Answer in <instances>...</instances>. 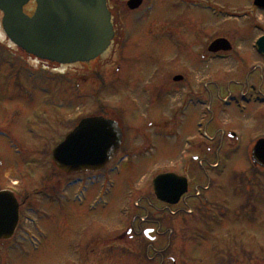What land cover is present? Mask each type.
Instances as JSON below:
<instances>
[{
  "label": "rangeland",
  "instance_id": "rangeland-1",
  "mask_svg": "<svg viewBox=\"0 0 264 264\" xmlns=\"http://www.w3.org/2000/svg\"><path fill=\"white\" fill-rule=\"evenodd\" d=\"M127 1L129 0H110L119 21L122 22L120 25L128 33V40L120 41L118 45L116 40L113 41L108 51L90 62L56 64L49 67L48 71L42 67L37 68L32 62L29 64L30 58L21 55L6 38L2 28L3 15L0 13V133L6 132V136H0L1 177L8 176L13 184L24 179L25 183L19 186L25 189L46 186L50 190L57 185L67 188L68 181L72 178L78 180L80 175L68 178L64 171L54 166V151L61 137L74 130L85 118L93 117L116 121L123 131L122 143L107 165L109 169L83 175L87 179L85 201L88 202L89 210L73 204V210L68 213L72 217V223L68 225L60 209H57L58 206L48 209L47 219L42 217L41 223L48 233V239L44 241L40 252L32 255L35 256V262L37 256L42 261L53 253L68 252L70 243L75 239L95 236L102 239L101 246L97 249L105 251L103 255L108 257L105 259L106 264H162L164 257L161 254L166 250L167 244L154 243L155 246L150 251L149 241L140 230L157 226L161 235L166 228L163 220L165 219L176 234L174 244L165 252L168 259L179 260L182 255L179 237L187 231L195 233L201 223V234L186 235L182 240L184 247L181 264H264V171L255 169L249 156L246 162L240 161L243 154L235 155L234 161H230L225 160L230 158V154L224 151L218 159L209 157V161H205L201 156L197 158V163H194L195 168H200L203 163L209 168L203 169L206 174L199 169L203 173V185L208 181L223 188L228 185L233 174H246L250 178L245 188L238 179L233 183L235 185H229L227 188L233 198L232 203L228 202L229 211L222 217V220L227 221L219 224L204 222L200 207L187 205L182 207V210L187 213L188 206L194 209L196 213L194 212V218L191 219L198 220H188L185 216L188 222L182 226L181 221H168L164 207L157 201L152 179L168 170L181 173L183 162L178 161L175 137L178 134L185 136L184 133L189 132L193 126L191 121L186 124V129L176 128L182 122L181 115L175 111L180 96L169 92V87L165 85L166 78L185 73L178 71L182 63L175 58L178 53L174 52L170 42L172 34L177 33L173 31L169 34L167 26L169 22L177 24L175 19L189 18L179 12L182 10L178 8L182 4L181 0H174V3L172 0H155L152 11L147 10L148 0H144L135 13L128 9ZM213 1L222 3L229 12L243 9L248 2ZM204 3L206 1H203L202 5ZM175 8L178 11H175ZM24 11L26 12L25 9ZM241 21L242 19H218L216 22L222 26H231L229 28L233 31L235 44H247L250 57H255L251 43L263 33L255 29L243 32ZM238 25L237 30L242 31L232 28H237ZM213 30H207L208 33L203 31L205 35L198 40L203 43L200 44L202 48L223 37L231 38L227 28L222 30L215 27L214 32ZM230 41L233 42L232 39ZM231 50L232 46L230 50H211L210 55L214 60H219L214 58V55ZM217 66L218 64L209 70L204 65L198 68L199 71L208 73L207 76L211 79L201 89L206 94L205 97L213 99L215 105H218L220 99L237 92L234 83L228 78L226 68L222 69L224 72H218L223 74L221 78L215 76ZM53 69L57 71H51ZM185 74L192 76L193 83L202 78L201 74L194 75L192 67ZM178 86L180 85L171 87L173 93ZM179 90H182V85ZM168 105L171 107L172 120L164 119L170 118ZM228 114L227 119L224 115L216 116L211 120L210 127H219V124H226L230 119L234 125L233 129L244 130L242 116L233 110ZM183 121H187L184 114ZM169 122L172 125H169ZM33 130L37 131L36 135H31ZM55 137H58L56 142L53 141ZM180 147L184 154V143ZM118 158H121V173L116 175L112 163ZM24 159L29 161L26 163ZM201 160L204 162H198ZM190 163L189 160L184 162L188 168H191ZM215 164L224 169H219L217 173L211 171L210 165ZM29 165L32 168L26 170ZM29 171H32L30 175H34L32 178L28 177ZM9 172L12 174L9 175ZM191 174L192 168L188 175ZM196 174L195 170L191 177L194 178ZM223 174L225 176L219 178ZM196 184L199 186L202 182L198 181ZM193 186L195 183L191 186L195 191ZM242 192L247 195V199L252 196L254 212L248 207L246 211L242 210ZM211 197L214 198L212 195ZM100 200L105 201L106 205L102 206ZM147 202L151 209L149 219L155 218L157 223H143L138 228L132 226L133 223L147 219L148 212L146 215V210H142ZM61 209L65 212L68 210L65 207ZM155 235L158 236L156 232ZM2 252L0 248V260L6 257ZM147 257H153V260L149 262Z\"/></svg>",
  "mask_w": 264,
  "mask_h": 264
},
{
  "label": "flooded vegetation",
  "instance_id": "flooded-vegetation-1",
  "mask_svg": "<svg viewBox=\"0 0 264 264\" xmlns=\"http://www.w3.org/2000/svg\"><path fill=\"white\" fill-rule=\"evenodd\" d=\"M181 1L182 4H180L178 8H182V10L179 12L183 16L188 17L189 20H186L185 18L184 20L175 19L177 24L169 22L167 26L169 31L167 32L169 34H172L173 31L174 33H177V35L172 34L173 37L170 39V42L172 43L174 52L178 53L175 55V58H178L182 63L178 71L186 73L192 67L194 75L197 76L198 74H201L202 78L200 80H195L193 83L190 74L186 75L185 73H179L178 75H172L165 80V85L170 89L169 92L180 96L175 111L181 115L182 122H180V125L176 128L186 129V124L191 121L193 122V126L190 128L189 132L184 133L186 134L185 136L182 135L181 137L178 134V136L175 137L176 145L178 146V161L183 162L181 164V173H177L186 177L188 180V194L182 198L179 206L194 205L197 203L201 204V202H205L219 204L225 206V208H229L228 205L233 202V198L231 195L232 193L230 192V194L227 188L235 182L234 180L236 179V176L233 174L228 185L223 188L222 186L217 185L208 186V181L207 186H204L202 176L203 173L206 174V172L202 173L200 168H195V164L190 163L192 174L193 171H197L195 177L192 178V174L191 176L188 175L191 168H188L184 162L186 163L188 160L194 162L197 158H201V156L205 158V161H209V157L218 159L222 156L221 153L224 151L230 154V158L232 156V159L228 158L225 160L234 161V157L243 154L240 161L247 160L248 156L251 161L254 147L260 140L264 139V53L261 54L259 48L256 47V43L252 42L251 45L255 52V57H250L247 44L242 46L239 43V46L231 41L232 50L214 55V58L219 59L214 60L211 57L212 55H210V46L208 45L202 48V45L200 44L203 43L198 40L205 35L203 32L204 30L207 32V30L214 29L212 31L214 32L215 27L222 30L223 28H227L233 38L234 35L233 31L231 32V26H222L216 22L218 19L223 18V16H218L220 13L229 11H227V8L222 3L213 0H195V2H191V0ZM203 1H206V3L202 5ZM172 2L174 3V0H172ZM108 5L113 16L112 20L116 34L114 41L116 40L118 45L120 41L124 42V40L127 39L128 33L125 32V29L123 30L120 25L122 22L119 21L118 15L115 13V8L113 9L110 0H108ZM36 6L37 2L34 0L32 2V9L27 12L29 16L33 15ZM174 10L178 11L177 8ZM136 11L133 12L135 13ZM203 11L206 12L205 15H203ZM199 12H201V14H199ZM229 13V17L226 18L227 21L242 19L243 32L247 33L251 29H255L258 32L259 30L264 31L263 4H259L258 6L256 5L255 0H248L246 7L237 11L232 10V12ZM209 20L211 21L210 24ZM232 28L235 29V31H242L237 30L239 29V25L237 28L236 26ZM187 33L192 35L193 38ZM36 63L38 66H44V63L42 62L37 61ZM217 64L218 66L215 69V76L221 78L223 74H218V72H224L223 70L226 68L228 78L234 83L237 92L229 97L220 99L218 105H215L213 99L205 97L204 95L206 94H204L201 89L205 83L211 81V79L207 76L208 73L205 71H199L198 68L199 66L204 65L205 68L209 70L214 68ZM175 85L180 86L175 88V93H173L171 87H175ZM181 85L182 90H179ZM244 85H246V87ZM232 110L236 111L239 116H242L244 130L233 129L234 125L233 122L231 123L230 119L226 124L221 126L219 124V127H210L212 119L216 116L223 115L227 119V117H229L228 112ZM183 114L187 116L186 122L183 121ZM168 115L170 118L164 119L172 120L170 105H168ZM169 123V125H172L171 122ZM71 125L73 124L71 123ZM57 140L58 137L53 138V141L56 142ZM182 143L185 145L184 154L180 147ZM186 154H188V156H186ZM23 161H26L27 163L29 159H24ZM202 161L204 160L198 162ZM214 166L215 165H213V167ZM31 168V165H29V168L26 170H30ZM31 172H28L29 178L34 176L33 174L30 175ZM11 174L12 172H9V175ZM67 176L69 178L74 175L69 174ZM219 178L221 177L219 176ZM10 180L11 179H9L8 176H0V193L6 191V203L0 207V248L3 250L2 253L4 255L6 254V257L0 260V264H106L105 259L108 257L107 255H103L105 251L103 252V250L97 249L101 246L102 239L95 236L86 238V236L83 235V238L75 239L70 243V250H68V252L53 253L44 257L42 261L41 259L39 260V257L37 256V261L35 262V256H32L40 252L44 241L48 239V233L46 232L45 227L42 226L41 220H43L42 217L45 219L48 218L47 211L49 208H56V206H58L57 209H60L62 217L67 222L66 225L72 223V217L68 213L69 210L72 209L71 207L73 204H76L79 208L86 209L87 211L89 210V207L85 206V203L78 204L74 202L75 193L77 191L83 192L87 185V179L79 178L78 180H75L72 178L68 181L67 188L61 187L62 185H57L51 187L50 190H48L46 186L31 189L28 187L25 189L24 187L19 186V184L25 183L24 179L19 180L16 184H13ZM198 181H201L202 185L198 186L196 184ZM194 183L195 186H198L195 187L196 191L191 189V186ZM245 186L246 185H244L243 188H245ZM243 188H241L242 191ZM60 194L62 195L60 196ZM243 194L246 198L245 200H247V195L245 193ZM211 195L214 196V198L211 197ZM251 197L252 196L248 198ZM64 207L68 209L67 212H65L64 209H61ZM171 208L172 207L167 204L164 205L168 221H171L172 219ZM142 209L146 210L145 214L148 212V215L146 214L147 219H142L141 223L137 225L134 224L133 226L138 228L142 226L143 223H149L150 225L156 224L157 220H155L154 217L152 220L149 219L151 209H149L148 206ZM163 220L164 225H166L165 230L162 228L163 233L159 235L160 228L157 226H154L153 228L150 227L149 229L154 230L158 235L151 234V238L154 243L158 244L162 242L163 244H167V248L162 252L161 256L164 257V263L174 264L175 261H171L168 258L166 259L165 255V252L171 247L174 234H172L169 222L167 223L165 219ZM66 227L69 229L68 226ZM146 229L148 228L146 227L144 230ZM140 231H142L143 234V229ZM137 235L141 236L139 234ZM182 237L183 235L179 238ZM115 264L119 263L117 262Z\"/></svg>",
  "mask_w": 264,
  "mask_h": 264
},
{
  "label": "water",
  "instance_id": "water-1",
  "mask_svg": "<svg viewBox=\"0 0 264 264\" xmlns=\"http://www.w3.org/2000/svg\"><path fill=\"white\" fill-rule=\"evenodd\" d=\"M29 1L0 0V10L5 13L3 26L8 37L39 59L59 64L90 62L107 50L114 37L106 0H39L33 19L23 13ZM140 2L132 0L129 6L134 9ZM225 42L216 41L212 49H223ZM122 137L113 121L84 119L55 150L54 162L66 172L101 170L114 156ZM254 156L264 165V142ZM154 190L160 201L176 204L186 192L187 182L176 174H163L154 180ZM5 203L6 194H1L0 207Z\"/></svg>",
  "mask_w": 264,
  "mask_h": 264
}]
</instances>
